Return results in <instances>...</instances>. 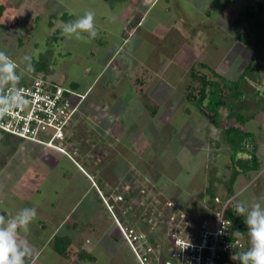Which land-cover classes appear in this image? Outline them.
<instances>
[{"label": "rangeland", "instance_id": "1", "mask_svg": "<svg viewBox=\"0 0 264 264\" xmlns=\"http://www.w3.org/2000/svg\"><path fill=\"white\" fill-rule=\"evenodd\" d=\"M166 1L172 6L168 7V3L169 11L167 13L163 11ZM175 1L179 4L177 9L173 8ZM253 1L160 0L158 5L144 17L142 21L145 22L142 27H136V22L146 9L145 5L138 3L140 0H131L129 3L123 4L126 6L123 11L117 8L122 3L111 5L113 10L121 11L120 21L130 17L132 25L136 27L133 37L127 44L136 48L135 50L139 48L138 54L149 59V63L145 64H151L152 70L157 72V68L158 70L160 68L159 72L162 73L163 68L166 69L167 80L162 78L159 81L156 80L157 83L152 89L155 80L152 76L154 80L149 84L150 87L147 91L150 92L151 98L155 99L153 102L158 105L159 110L161 109V116L166 119V127L163 128V132L166 133L164 135L153 134L152 131L148 133L146 129L144 131L140 127V129L129 130L127 127L122 128L124 121L119 118L117 112L107 111L104 103L99 104L100 107L93 112L92 101L88 99L85 101L89 106L88 110L98 119L106 116L105 121L113 122L115 125L118 120L121 121L112 131L110 128L106 129L105 124L98 125L99 121L90 119L92 129L89 131L88 118L90 116L86 119L87 111L78 108L71 121V124L74 122L76 127L71 125L73 132H70V129L67 131V137L71 140L70 144L72 145H69L67 140L63 142V148L68 155L61 156L50 149L29 142L18 144L13 142L12 146H5L0 142V162H3V155L7 156L4 160L6 163L3 166L0 165V215L8 217L14 215L21 208L36 207V219L41 222L46 221L47 223H44L49 229L42 231V227H37L34 221L27 234L29 241L31 237H34L38 240L37 244L40 245L42 239L45 240L47 235L49 236L50 232L56 229L54 231L58 235L67 234L75 239V250L78 251L81 246V249H85L91 255L92 260L87 261V264H138L127 244L119 235L110 211V214L107 213L108 211L105 214L84 213L93 206V202L89 205L90 196L95 195L91 184L95 187L94 182H96L102 191H108L104 186V183L106 184L104 180L108 179L112 192L124 197H122V201H117L118 208H122L121 205L129 201L130 203L135 202L134 200L140 196L139 201L144 203L142 214L145 216L144 222L147 225L154 222L155 208L158 211L165 208L164 204L160 202L165 199L182 209L179 204L182 200L190 198L189 203L194 205H190L189 209L191 210L188 213L193 217L201 216L199 205H204L205 182L209 178V173L216 172L219 180L217 184L218 197L225 198L228 197L225 184L230 174L234 170L242 173L243 166L248 161V153L242 152L243 150L239 148L234 151L236 160L233 167H231L229 159L233 155L231 149L230 151L224 145L216 153L214 147L216 141L226 137L225 127H238L251 132L253 143L246 151L249 152L254 148L259 160L256 172L247 171V168L237 177L232 186L235 199L251 202L264 197V93L262 92L258 98L256 95L252 96L246 87L248 85L258 91L257 87L260 85L256 83V79L261 81L260 87L262 90L264 89V67H259V71L254 72V65L262 63L263 55L257 54L255 51L252 46L253 35L245 25L235 24L232 26L233 20L238 18L240 12L251 5ZM0 5L5 7L4 12L0 15V51L6 52L19 65L18 73L21 75L19 86L31 83L27 82L29 73H32L34 69L27 71V65L31 64L32 59L41 62L38 57L39 53H46L50 50L51 60L55 61L52 53L60 52L62 54L66 46H76L77 49L78 42L73 44L72 40L63 46L60 44V35L53 34L56 33L55 30L58 27L62 26V18L69 15L68 10L74 6L76 14L82 16L81 13H85L89 8L92 9L88 0H0ZM114 7L116 8L114 9ZM132 10L138 14L131 16ZM182 11L187 18L180 14V12L183 13ZM160 16L163 19L170 17V20L174 19L177 22L175 29H171V31L164 29L163 36L157 29L153 32L150 29L151 25H155L154 22L150 23V19L154 20ZM51 20H53L54 27L48 24ZM186 21H188L187 25ZM120 24L119 21L111 22L110 26L119 30ZM189 28L191 29L187 30ZM245 31L247 33L244 41L238 35L240 32L245 34ZM204 33L206 36H203ZM150 34L152 38H148ZM164 35L166 36L164 37ZM20 42L22 45L19 47L18 43ZM59 44L60 46L57 47ZM76 49L70 50L71 58L63 60L57 58L55 70H62L65 66L67 72H71L69 74L78 78L82 69L78 62L79 54ZM146 51L150 53L147 54ZM45 57L47 58L48 55L46 54ZM123 59L124 54H121L116 59V65L120 64ZM66 60L68 61L67 66ZM72 60L75 65L73 67H71ZM193 60H196L194 68L201 72L200 74L206 75L208 72L203 71L199 66L203 64L210 66L211 68H209L216 75L231 84H237L238 90L242 92V96L238 100L226 97L223 101L225 106L218 108L216 117L210 112L207 113L208 118L204 117L197 110L195 103L187 102L184 99L182 92H185L188 83L184 80L189 78L184 72L185 68H189L193 63ZM39 66L46 69V64ZM49 71L52 72L51 69ZM259 73L260 75H258ZM259 76L262 80L257 79ZM55 82L57 83V81ZM189 83L193 84V87L197 86L196 82L189 81ZM61 84L66 90V81ZM53 87L55 86H51V88ZM118 90L121 103L134 107L132 102L134 99L133 87L128 88L121 85ZM170 104L172 107L169 109ZM186 109H190L187 115L185 114ZM133 110L135 108H132ZM229 110L240 113L244 119L252 116L253 118L242 126L240 123L237 124L234 119L228 118ZM130 117L133 120L137 115L133 117L132 114ZM158 121L160 120L158 119ZM120 125L122 126L120 127ZM109 131L112 132L109 133ZM123 141L126 143L124 144ZM68 151H72L77 156L79 163L89 173L93 182H90L78 171V164L73 161L75 157ZM186 153L188 156H184ZM66 158L70 159L75 167L66 162ZM157 182L159 186H156ZM128 189L139 191L141 194L134 197V200L129 199L125 193L129 191ZM91 190L92 192H90ZM84 192L88 196L85 198V204H82L83 200L80 202L78 199L82 198ZM101 194L100 192L99 195L101 196ZM157 194H160L162 198H158ZM47 199H51L55 203L54 207L48 208L49 203L45 202ZM105 201L107 202L106 199ZM123 206L125 208V211L122 212L124 215L130 208H126V205ZM111 210L114 212V207ZM235 217L243 219L236 214ZM71 222H77L78 228L81 229L87 223H91L94 226L92 229L95 231L91 232L87 228L78 234L70 228ZM131 226L136 232H143L136 223ZM34 229H38V236L31 235L32 232L34 233ZM243 229L245 230V228ZM243 241L247 244L249 239L243 237ZM46 249L44 247L43 253H46ZM42 259L40 258L39 264H42ZM52 264H61V262Z\"/></svg>", "mask_w": 264, "mask_h": 264}, {"label": "crops", "instance_id": "2", "mask_svg": "<svg viewBox=\"0 0 264 264\" xmlns=\"http://www.w3.org/2000/svg\"><path fill=\"white\" fill-rule=\"evenodd\" d=\"M88 1L90 2V6L92 7V9L94 11L90 8H89V10H91L95 13V24H96L97 33H98L97 36L94 39H91L89 42L85 43L82 41H78L74 38L73 39H67L63 34H61L60 41H62L61 44L63 46L67 45L68 43H70L73 40V44H76L78 42L77 49L75 48L76 46L75 47L66 46V48H64V53L60 54L58 52H54L53 55H54L55 61H53V63H55V64H54V66L51 67L52 72L50 73V71L48 70L47 72H45L46 75H44V76L42 73H39V74H35L33 72L29 73V80L27 83H30V82L32 83L35 80V78L36 79L43 78L51 86H55V87L60 86L63 88L61 83H64L66 81V86H67L66 89L73 92L71 94V97H70L71 100L73 101V104L76 105L77 109L80 108V109H83V111H87L86 112V119L90 116V118H88V123H89L88 130L89 131L92 129L91 128L92 122H90V119H92V120L95 119V120L99 121L97 123L98 125L105 124L106 129L110 128V130H112V131H113L114 127L118 126V123L121 120H118L117 124L115 125V124H113V122L110 123L108 121H105L106 116H103L101 119H98V117L95 114H93L92 112H90V110H88L89 106L87 105V102H85V101H88V99L92 101L93 112H94V110H96V108L100 107L99 104H103V103L106 105V106L104 105V107L107 108V111L110 112L111 110H113L114 112H117L119 118H122L124 121V122L122 121L123 126L120 125V127L122 126V128L127 127V130L143 128V130L145 131V129H146L148 131V133H150L152 131L153 134H163L164 135L166 132H163V128L166 127V124H165L166 119L164 116L163 117L161 116V114H162L161 109L159 110L158 105H156L153 102L155 99L151 98L150 92H147V91H148V87H150L149 84L154 79L155 80L153 81V88L152 89H154V86L157 83L156 80L159 81V80H161V78L167 80L166 69L163 68L162 73L159 72L160 68H159V70L157 68V72L154 69L152 70L151 64H149V65L145 64L147 62L149 63V59L145 58V56H140L141 54H138L139 48H137V50H135L136 48L134 49L133 47H131L130 45L127 44L128 41L130 42L131 38L133 37L136 27H142L144 25L145 21H142V20L147 15V13L150 12V10L153 7L158 5L160 0H140V2H138V3L145 5L146 9H145V11L142 12L139 20L136 22V25H137L136 27H134L132 25L130 17L124 19L123 21L119 20L121 11H123L124 8L126 7L123 4L129 3L131 0H121V1L88 0ZM118 3H122V5L117 7L121 11L113 10L111 5H116ZM168 3L169 2L166 1L164 4V7H163V11L166 13H167V11H169L168 7H170V8L172 7L170 3L168 6ZM226 7H227V5H226ZM115 8L116 7H114V9ZM173 8L174 9L179 8V4L176 1L174 2ZM224 8H225V6L223 7V10H224ZM68 13H69V15L72 16V20H75L79 17V15L76 14V12L74 10V6L71 7L70 10H68ZM81 14L83 15L84 13H81ZM136 14H138V13L135 10H132L131 16L136 15ZM180 14H182V16L184 18H187L186 14L184 12L183 13L180 12ZM178 15H179V13H178ZM118 21L121 23L120 28H119V30H118V28H117V30H115L114 28H112V26H110V23L111 22H118ZM188 21H186V25H187ZM52 22H53V20H51L49 23H51L53 25ZM151 22L155 23V25L150 24L151 25L150 29H152L151 32H153L155 29H157L159 31V33H161V36H163V34H164V31H163L164 29H165V31H168V30L171 31V29H175L176 24H177V22L174 19L170 20V17H165V19H163V18H161V16L155 18L154 20L150 19V23ZM62 25H63V23H62ZM54 26L55 25H53V27ZM190 29L191 28H189L187 30H190ZM51 33H53V32H51ZM165 36L166 35H164V37ZM203 36H206V33H204ZM197 37H198V35H197ZM148 38H152L151 34L148 36ZM71 49L72 50L76 49V51L79 54L78 62L80 63L82 70H81V74L78 78L69 74L71 72H67V68L65 66L63 67L64 69L59 70L60 72L57 69L55 70L57 58H62L61 60L65 59V58L66 59L71 58V56H72V53L70 51ZM132 49H134V50H132ZM133 52H134V55H133ZM163 52H165V51H163ZM146 53L149 54L150 52L146 51ZM121 54H124V59L121 61L120 64L116 65V59L119 56H121ZM55 55H56V57H55ZM261 60H264V55H263V58ZM195 63H197L196 60H193V63L189 66V68H185L186 71L184 72V74L187 77H189V78L184 80V82L187 81L188 83L186 85L187 87H185L186 88L185 92H182V93H184V99L187 102H188V100L186 99L187 89L189 86L193 87V84H190L189 81H192L191 71L194 68ZM67 65H68V61L66 60V66ZM73 66H75V65H74V62L72 60L71 67H73ZM203 71H205V70H203ZM152 76L154 79L152 78ZM55 81H57V83ZM121 85H123L124 87H128V88L133 87L132 91L134 93V99L132 102L134 104V107L130 104L125 105V104L121 103L120 91L118 90V87H120ZM97 102H98V105H97ZM189 102L194 104V102H192V101H189ZM170 107H172L171 104L169 105V109H170ZM132 108H135V110L132 111ZM169 109H165V110H169ZM91 111H92V109H91ZM189 111H190V109H186L185 114L187 115ZM130 114L131 115L133 114V117H135L137 115V117L134 118L133 120H131L132 118L130 117L131 116ZM156 118H157V120H156ZM158 119L160 121H158ZM71 125H74V122L72 124L70 123L69 127H71ZM69 127H68L67 131L70 129V132H73V129H72L73 126L71 128H69ZM75 127H76V125H74V128ZM67 131H66V136H67ZM111 132L109 131V133H111ZM116 139L118 140V138H116ZM66 140H67V143L69 145H72V144H70L71 140L68 137L66 138ZM81 141H83V140H81ZM123 143L125 144L126 142L123 141ZM127 147H128V145H127ZM68 152L73 157H75L73 160V161H75L74 163L78 164V166H80L83 169V172H81L80 169L79 170L77 169V170L80 173H82L86 178H88V180L90 182H93L91 177L88 175L89 173L86 170H84L83 166L79 163V160L76 158L77 156H75L72 151H68ZM48 154H50V153H48ZM55 154H59V153L55 152ZM184 156H188V153L184 154ZM66 162L71 163L75 167L74 163L72 161H70V159H67ZM0 165L3 166L4 164H2V162H0ZM31 177H32V174H31ZM104 181L106 182V184L104 183V186H106V188L108 190V191L103 190L104 193L101 190L102 188H100V185L98 183L94 182L95 187H93L91 184V188L94 191L95 195L90 196L89 205H91V202H93V206L90 209H87L84 213H86V214H88V213H95V214L103 213V214H105V212H107L108 209L102 200V198H103V199L107 200L109 205L114 206L115 210L113 212V215L112 214L111 215L114 219V223H115L116 228H117V225H116L115 219H117L118 222H120L119 216H121L123 218V222H120V223H122L123 225L131 226L133 223H136L139 227H141V229L143 231H145L146 230V224L144 222L145 216L142 214V212H143L142 206L144 207V203L139 201V199H141V197L139 196L141 193L139 191H132L130 189H128L129 190L128 192H125L127 194L128 198L130 197L129 199L132 198V200H134L133 199L134 197H137V196H139V197L136 198L137 201H136V199L134 200L135 202L132 201L130 203V201H129V202L123 204V205H126V208L127 207L130 208L129 211H127V213L123 215L122 212L125 211L124 206L121 205L122 208H118L117 207L118 203L114 199L116 196H121V194L113 193L112 189H110L111 185L109 184V180L106 179ZM156 186H159V183L156 184ZM92 190L90 192H92ZM152 190L155 191L154 189H152ZM98 191H99V193L100 192L102 193L101 194L102 197L99 195V198L102 200V202L99 201L100 199L97 196ZM111 192H112V194H109ZM144 193H145V191H144ZM234 195L235 194L233 192V196ZM87 196L88 195H86V193L84 192L82 195V198H79L78 201L81 202L83 200L82 204H85L84 202H85V200H86L85 198ZM157 196H159L158 198H162L160 194H157ZM189 200H190V198H189ZM189 200H185V201L182 200L181 204H179V206L182 207L183 209H185L186 212L191 210V209H189L190 205H192V206L194 205L191 202L189 203ZM165 201H170V200L165 199L164 201H160V202H162V204H164ZM45 202L49 203L48 208L54 207V205H55V203H53V201L51 199H47ZM154 205H156V204H154ZM206 206H207L206 201H204L203 206L199 205V209H200L199 214H201V215L206 214V210H205ZM122 209H123V211H121ZM107 213H109V211ZM69 214H70V212H69ZM82 219H78V220H82ZM239 220L242 223L243 227L245 228L246 235H247V227L243 223V219L241 218ZM44 222H46V221H44ZM44 222L43 221L41 222V220H39V219L35 220L36 226L42 227L41 228L42 231L49 229L46 227L47 222L46 223H44ZM71 224L72 225L70 228L73 231H76L78 234H80L83 230H86L87 228H89L91 232L95 231V229H92L94 226H92L91 223H87L85 226L82 227L83 229L78 228L77 222H71ZM38 229L40 230V228H38ZM38 229L37 230L34 229L35 231H34V233L32 232L31 235L33 234V236H38V233H39ZM54 230H56V229H54ZM54 230L52 232H50L49 236L47 235V238L45 240L42 239L43 241H42V243H39L40 245L37 244L38 240H36L34 237H31L30 243L33 246V252H32V255L30 257L26 258V264H39L40 258H43L42 260L44 262L41 261L42 264L43 263L44 264H52L53 262L54 263L61 262V264H65V263L71 264L68 260L60 257L59 255H57L54 252L51 243H52L53 237L55 235H58V233ZM117 231H118V228H117ZM118 233H119V231H118ZM119 235H120V233H119ZM72 239H73L72 250H74V253L81 251V250L87 252L85 249H81V246L78 248V251L75 250L74 249L75 239L74 238H72ZM38 246H40V247H38ZM44 247L47 248L46 253H43ZM72 260H74V258H72ZM90 260H92L91 255H90L89 259L83 260L79 264H87V261H90Z\"/></svg>", "mask_w": 264, "mask_h": 264}, {"label": "built area", "instance_id": "3", "mask_svg": "<svg viewBox=\"0 0 264 264\" xmlns=\"http://www.w3.org/2000/svg\"><path fill=\"white\" fill-rule=\"evenodd\" d=\"M21 88L30 103L0 118V132L68 155L63 142L77 110L70 98L73 92L60 86L51 88L40 79ZM65 93L70 94L66 96ZM114 199L122 201L123 198ZM233 201L235 196L216 197L214 208L206 206V214L195 217L176 209L172 202H166L163 210L155 208L154 222L139 233L115 221L138 264H236L231 256L246 251L247 244L243 236L234 235L237 230L226 216L233 210L230 205ZM103 202L113 214V206L105 199Z\"/></svg>", "mask_w": 264, "mask_h": 264}, {"label": "trees", "instance_id": "4", "mask_svg": "<svg viewBox=\"0 0 264 264\" xmlns=\"http://www.w3.org/2000/svg\"><path fill=\"white\" fill-rule=\"evenodd\" d=\"M104 1H121V0H104ZM4 10H5L4 5H0V15L4 12ZM238 16H239L238 18L233 20L232 26H234L235 24L245 25L246 29L249 30V32L253 35L252 36V40H253L252 46H254L255 51L257 52V54L264 55V0H254L253 3L245 7ZM62 20H63L62 21L63 23H66L72 20V16L66 15L62 18ZM48 24L49 26L52 25L51 23H48ZM55 31L56 33L54 32L53 34L60 35L59 38L61 39L62 27H58ZM246 33L247 31H245V34L240 32L238 35L239 38H243V40L245 41ZM61 42L62 41H60V44ZM60 44L57 47H59ZM21 45H22L21 42L18 43L19 47ZM46 54L48 55L47 58L45 57ZM49 54H50V50H48L46 53H43V52L39 53L38 57L41 62H36L34 59L31 60V65L34 69L33 73L35 74L42 73L44 76L46 75L45 72H47L48 70L51 69L52 66H54L55 63H53V61L51 60V54L50 55ZM52 57H54L53 53H52ZM40 64H42V66L43 64H46V69L44 70L43 67L39 66ZM199 67L200 69L205 70L208 73L207 74L205 73L206 75H203V74H200L201 72H199L195 68L192 69L191 78L193 82H196L197 86L188 87L186 99L188 101L194 102L200 114H203L204 117L208 118L207 113L209 112L212 113L216 117L218 116V108L225 106L223 101L226 97H229V98L231 97L234 100H238L241 98L242 92L238 90L237 84H231L230 82L225 81L223 78L216 75L207 65L203 64ZM35 80L37 79L35 78ZM40 80H42L44 83H47L43 78H40ZM24 86H27V85L25 84ZM19 87H22V86H19ZM260 88L262 89V87ZM65 95L68 96V93H65ZM228 118L234 119L237 122V124L240 123L243 126L245 123L250 121L253 118V116L249 118L245 117L244 119L240 113H237L234 110H229ZM224 129H225L226 137L223 138V140L216 141V145L214 146L216 148L215 151L219 152V150L224 145L227 146L229 150L231 149L233 152L232 153L233 155L229 157L231 161V167L235 166L236 156L234 155L235 154L234 151H236V149L238 148L243 150L242 152L245 151L246 153H248L247 154L248 161L245 164V166H243V171L248 168L247 171L256 172L259 166V160L255 154V149L252 148V150H250L249 152L246 151V149L248 150L250 148L249 145L253 143L252 133L244 131L238 127H225ZM0 133H1L0 142L5 146H12L13 142H16L17 144L25 142L21 139L15 138L8 134H4L2 132ZM31 144H34V143H31ZM3 156H4V159H3L2 164L6 163V161L4 160H5V157H7L6 155H3ZM239 162H243V161H239ZM242 173L234 170V172L230 174V177L225 184L228 197L233 196L232 186L234 182L236 181L237 177ZM246 173H244L245 176H246ZM218 181L219 180L216 176V172L214 171L210 172L209 178L205 182V191H204L205 201H206L207 207L209 208H214L215 206L214 199L218 197V191H219L218 185H217ZM97 196L99 198V192ZM120 197H123V196L121 195ZM99 201L102 202L101 199ZM166 202H171V201H165L164 206ZM174 207L176 209H179L175 204H174ZM182 210L185 211V209L183 208ZM226 216L232 221L233 226L236 230H239L240 232L244 233V229H243L244 227L242 223L240 222V220L235 217V212L233 210H230L226 214ZM119 217H120L119 219L120 222H123V218L121 216ZM147 226L148 225L146 224V228ZM128 227L133 228L132 226H128ZM243 237H246L248 239L247 235H243ZM72 242H73V239L70 235H67V234L66 235H55L52 239L51 245H52L54 252L57 255L68 260L71 264H79L81 261L90 258V255L83 250L74 253V250H72ZM249 246H250V243L248 242L246 245V250L249 248ZM72 258H74V260H72ZM236 264H239V262L237 261Z\"/></svg>", "mask_w": 264, "mask_h": 264}, {"label": "clouds", "instance_id": "5", "mask_svg": "<svg viewBox=\"0 0 264 264\" xmlns=\"http://www.w3.org/2000/svg\"><path fill=\"white\" fill-rule=\"evenodd\" d=\"M62 34L67 39L74 38L85 43L94 39L98 34L95 13L88 10L77 19L63 23ZM18 67L15 60L0 51V118L30 103L19 87L21 75ZM26 70H33L30 63ZM230 205L236 215L243 217L250 243L246 251L235 253L231 259L239 264H264V197L251 202L235 199ZM36 218V207L21 208L8 217L0 215V264H26V258L33 252L27 234ZM234 235L242 237L244 233L237 230Z\"/></svg>", "mask_w": 264, "mask_h": 264}, {"label": "flooded vegetation", "instance_id": "6", "mask_svg": "<svg viewBox=\"0 0 264 264\" xmlns=\"http://www.w3.org/2000/svg\"><path fill=\"white\" fill-rule=\"evenodd\" d=\"M264 65V60L262 61V63H257L256 65H254V72H256V70L257 71H259V67H264L263 66ZM258 68V69H257ZM254 74V73H253ZM258 75H260V73L258 74ZM254 77L256 76V75H253ZM258 77V76H257ZM257 79H261L260 78V76H259V78H257ZM262 80V79H261ZM255 81H256V83L257 84H259L260 86H261V81H259V80H256L255 79ZM246 87H247V89L251 92V94H252V96L253 95H256L257 97L261 94V93H258V91L257 90H255V89H253L251 86H248V85H246ZM259 98V97H258ZM244 235H246V230H244Z\"/></svg>", "mask_w": 264, "mask_h": 264}, {"label": "water", "instance_id": "7", "mask_svg": "<svg viewBox=\"0 0 264 264\" xmlns=\"http://www.w3.org/2000/svg\"><path fill=\"white\" fill-rule=\"evenodd\" d=\"M259 90H258V93H262L264 90H262L261 88H260V86H258L257 87Z\"/></svg>", "mask_w": 264, "mask_h": 264}]
</instances>
